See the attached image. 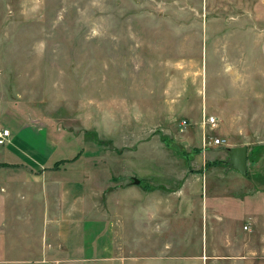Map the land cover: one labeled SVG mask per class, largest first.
I'll list each match as a JSON object with an SVG mask.
<instances>
[{"label": "rangeland", "instance_id": "1", "mask_svg": "<svg viewBox=\"0 0 264 264\" xmlns=\"http://www.w3.org/2000/svg\"><path fill=\"white\" fill-rule=\"evenodd\" d=\"M5 128L0 264H264V0H0Z\"/></svg>", "mask_w": 264, "mask_h": 264}, {"label": "water", "instance_id": "2", "mask_svg": "<svg viewBox=\"0 0 264 264\" xmlns=\"http://www.w3.org/2000/svg\"><path fill=\"white\" fill-rule=\"evenodd\" d=\"M248 146H238L231 149V156L228 163L231 167L238 170L242 175H247L248 168ZM139 179H135V183H139Z\"/></svg>", "mask_w": 264, "mask_h": 264}, {"label": "built area", "instance_id": "3", "mask_svg": "<svg viewBox=\"0 0 264 264\" xmlns=\"http://www.w3.org/2000/svg\"><path fill=\"white\" fill-rule=\"evenodd\" d=\"M215 123H216V117L215 116H210L209 118H205V120L203 122L204 125H206V124L214 125ZM182 124L186 126V121L184 120L182 122ZM9 136H10V130L8 128L1 129L0 130V144L1 145L6 144ZM215 143L219 144V145L224 144V143H226V139L219 137L215 140ZM245 228H248V226H245Z\"/></svg>", "mask_w": 264, "mask_h": 264}, {"label": "trees", "instance_id": "4", "mask_svg": "<svg viewBox=\"0 0 264 264\" xmlns=\"http://www.w3.org/2000/svg\"><path fill=\"white\" fill-rule=\"evenodd\" d=\"M76 157H78V156H76ZM65 161H68V160H66V159H62V160H59V161H57L56 162V164H60V163H64ZM212 163V162H211ZM5 164H9V163H7V162H0V165H5ZM207 164H210L209 162L207 163Z\"/></svg>", "mask_w": 264, "mask_h": 264}]
</instances>
